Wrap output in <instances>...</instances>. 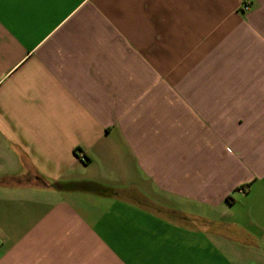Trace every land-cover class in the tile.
Listing matches in <instances>:
<instances>
[{
	"label": "crops",
	"instance_id": "crops-1",
	"mask_svg": "<svg viewBox=\"0 0 264 264\" xmlns=\"http://www.w3.org/2000/svg\"><path fill=\"white\" fill-rule=\"evenodd\" d=\"M0 264H264V0H0Z\"/></svg>",
	"mask_w": 264,
	"mask_h": 264
},
{
	"label": "trees",
	"instance_id": "trees-1",
	"mask_svg": "<svg viewBox=\"0 0 264 264\" xmlns=\"http://www.w3.org/2000/svg\"><path fill=\"white\" fill-rule=\"evenodd\" d=\"M61 189H71V190H80L87 192H102L107 190L101 184L90 182V181H81V182H72L68 184H61Z\"/></svg>",
	"mask_w": 264,
	"mask_h": 264
},
{
	"label": "built area",
	"instance_id": "built-area-1",
	"mask_svg": "<svg viewBox=\"0 0 264 264\" xmlns=\"http://www.w3.org/2000/svg\"><path fill=\"white\" fill-rule=\"evenodd\" d=\"M250 8V6L248 5V4H245L244 6H243V9H245V10H248Z\"/></svg>",
	"mask_w": 264,
	"mask_h": 264
}]
</instances>
